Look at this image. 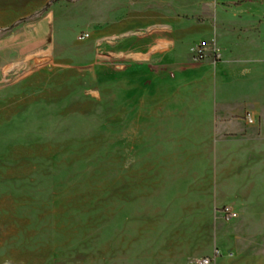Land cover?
Returning a JSON list of instances; mask_svg holds the SVG:
<instances>
[{
    "label": "rangeland",
    "instance_id": "rangeland-1",
    "mask_svg": "<svg viewBox=\"0 0 264 264\" xmlns=\"http://www.w3.org/2000/svg\"><path fill=\"white\" fill-rule=\"evenodd\" d=\"M102 1L0 0V264L203 259L183 258L193 238L181 221L191 216L176 200L194 173L175 159L191 149L162 146L160 117L143 115L175 107L174 93L145 99L126 69L113 73L110 40H79L103 4L122 9L134 0ZM168 1L182 11L185 32L193 27L183 66L202 64L193 53L201 41L224 59L264 57V0ZM203 86L184 84L178 106H210Z\"/></svg>",
    "mask_w": 264,
    "mask_h": 264
},
{
    "label": "crops",
    "instance_id": "crops-1",
    "mask_svg": "<svg viewBox=\"0 0 264 264\" xmlns=\"http://www.w3.org/2000/svg\"><path fill=\"white\" fill-rule=\"evenodd\" d=\"M55 12L50 13L52 21ZM181 14L176 1L134 0L122 9L103 4L97 22L82 32L89 37L80 41L102 47L110 40L113 73L119 77L127 70L130 81L143 83L145 99L174 93L175 107H145L143 115L160 117L156 124L162 146L176 142L191 149L175 159L191 165L183 167L184 173H194L184 178L189 186L176 199L191 216L181 221L193 238L192 250L183 258L264 264V57L231 55L214 64L209 56L202 64L183 66L185 33L189 41L195 37L193 27L185 32ZM206 81L211 89L203 93ZM184 84L203 86L199 89L210 106L201 100V106H178ZM226 206L238 212L237 218H225L219 208Z\"/></svg>",
    "mask_w": 264,
    "mask_h": 264
},
{
    "label": "built area",
    "instance_id": "built-area-1",
    "mask_svg": "<svg viewBox=\"0 0 264 264\" xmlns=\"http://www.w3.org/2000/svg\"><path fill=\"white\" fill-rule=\"evenodd\" d=\"M88 37H89L88 33H81L79 36V40H84L87 39ZM193 53L196 61H204L209 56H211L214 64H216L222 58L221 51L217 49L212 43L207 41H201L200 43H198L195 46ZM248 121L252 123V119L250 117H248ZM221 212L224 214L227 220L235 219L238 216L237 213L233 210V208L229 206L223 207L221 209ZM216 254H219V251H216ZM212 261L213 260L210 258H203L198 260V263L211 264Z\"/></svg>",
    "mask_w": 264,
    "mask_h": 264
},
{
    "label": "trees",
    "instance_id": "trees-1",
    "mask_svg": "<svg viewBox=\"0 0 264 264\" xmlns=\"http://www.w3.org/2000/svg\"><path fill=\"white\" fill-rule=\"evenodd\" d=\"M242 2H244V1H242ZM242 2H241V3H242Z\"/></svg>",
    "mask_w": 264,
    "mask_h": 264
}]
</instances>
